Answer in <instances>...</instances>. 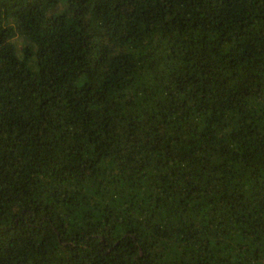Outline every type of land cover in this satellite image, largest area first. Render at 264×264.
<instances>
[{"label":"trees","instance_id":"16d2710c","mask_svg":"<svg viewBox=\"0 0 264 264\" xmlns=\"http://www.w3.org/2000/svg\"><path fill=\"white\" fill-rule=\"evenodd\" d=\"M0 264H264V0H0Z\"/></svg>","mask_w":264,"mask_h":264}]
</instances>
